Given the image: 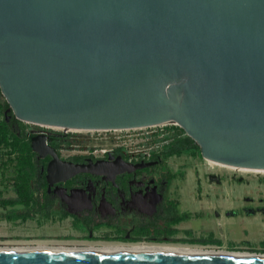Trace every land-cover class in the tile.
<instances>
[{
    "label": "water",
    "instance_id": "95a60500",
    "mask_svg": "<svg viewBox=\"0 0 264 264\" xmlns=\"http://www.w3.org/2000/svg\"><path fill=\"white\" fill-rule=\"evenodd\" d=\"M0 95L11 116L103 130L173 124L203 159L264 170V0H0ZM48 156L45 178L116 167ZM0 264H264L201 255L31 242Z\"/></svg>",
    "mask_w": 264,
    "mask_h": 264
},
{
    "label": "rangeland",
    "instance_id": "374dc122",
    "mask_svg": "<svg viewBox=\"0 0 264 264\" xmlns=\"http://www.w3.org/2000/svg\"><path fill=\"white\" fill-rule=\"evenodd\" d=\"M3 101L0 95V102ZM8 114L11 115L6 109L3 113L0 112V120L3 115ZM18 122L19 132L23 137L15 139L6 135L5 141L0 143V200L18 195L25 196L26 203L0 206V243L57 244L72 231L69 218L55 214L44 216L41 212L44 208L38 214H33V210L42 207L48 156L38 157L30 148L25 150L22 147H29V137L32 134L46 131L49 127ZM174 127L170 123L162 127L163 133L169 137L159 142L157 147L153 144L151 148L155 152L151 151L145 157L157 159L158 155L155 154L172 140ZM52 130L56 131L54 128ZM69 142L71 141H61L59 148L66 147ZM75 143L83 149L110 148L102 140L79 139ZM61 153L64 155L67 152ZM161 157L158 163L172 177L170 187L176 189L175 203L181 215L180 221L175 223L170 232L173 240L163 243L264 254V171L210 164L201 157L198 149ZM22 162H28V174L19 171ZM160 169L163 168L159 167L158 170ZM83 173L79 172L80 175ZM22 209L32 213V217L24 220L5 219L7 212Z\"/></svg>",
    "mask_w": 264,
    "mask_h": 264
},
{
    "label": "flooded vegetation",
    "instance_id": "af4514ba",
    "mask_svg": "<svg viewBox=\"0 0 264 264\" xmlns=\"http://www.w3.org/2000/svg\"><path fill=\"white\" fill-rule=\"evenodd\" d=\"M35 134L44 135L46 144L65 162L86 164L101 161L111 168L116 167L117 158L126 163L113 176L84 172L49 183L44 178L46 188L42 193V207L33 210V214L44 208L41 210L44 216L67 217L72 228L71 233L57 244H170L163 242L173 240L170 232L181 215L175 203L176 189L170 187L172 177L158 163L163 150L156 151L157 159L145 157L151 151L155 152L153 149L147 154L133 155L119 148L98 147L89 153L69 149L63 155L59 148L60 142L66 140L63 134L50 127L30 137ZM48 160L49 157L45 170ZM159 167L163 169L158 170Z\"/></svg>",
    "mask_w": 264,
    "mask_h": 264
},
{
    "label": "built area",
    "instance_id": "2783aa9c",
    "mask_svg": "<svg viewBox=\"0 0 264 264\" xmlns=\"http://www.w3.org/2000/svg\"><path fill=\"white\" fill-rule=\"evenodd\" d=\"M168 124V123H167ZM173 125V124H171ZM165 124H158L145 127L123 128V129H103V130H77L59 127H51L56 129L57 133L63 134L64 138L69 142L66 147L60 149L63 153L69 149H82L83 153H89L92 148H81L76 140H102L110 145V149L119 148L127 154H147L152 148L157 147L168 135L163 133ZM175 126V125H174ZM177 127V126H175Z\"/></svg>",
    "mask_w": 264,
    "mask_h": 264
},
{
    "label": "trees",
    "instance_id": "16d2710c",
    "mask_svg": "<svg viewBox=\"0 0 264 264\" xmlns=\"http://www.w3.org/2000/svg\"><path fill=\"white\" fill-rule=\"evenodd\" d=\"M7 108V105L5 101L0 102V112L3 113L5 109ZM7 117H9L7 119ZM19 122L14 119L11 115H3L2 119L0 120V135H2V138H0V143H2L4 140V137L7 135L11 138H22L23 136L20 135L21 132H19L18 128ZM175 131H173L174 135H172V140L169 142L168 145L163 149L162 154L163 155H168L172 153H180L183 151H188L192 149H197V146L193 143L191 139H189L187 136L184 135L182 130L178 127H174ZM23 149L28 150L29 147L28 145H22ZM28 162H22L20 164L19 171L22 172H27L29 171V166L26 165ZM37 163V162H34ZM24 182H22L23 184ZM20 184V185H22ZM16 203H21L25 204L26 203V198L25 196H15V197H9L5 199L0 200V206H5L7 204H16ZM32 215L29 214L25 209L22 210H11L7 212L4 217L5 219H20L24 220L26 218H30Z\"/></svg>",
    "mask_w": 264,
    "mask_h": 264
},
{
    "label": "bare ground",
    "instance_id": "6f19581e",
    "mask_svg": "<svg viewBox=\"0 0 264 264\" xmlns=\"http://www.w3.org/2000/svg\"><path fill=\"white\" fill-rule=\"evenodd\" d=\"M210 164H218L225 166L210 160H207ZM230 167V166H225ZM234 168V167H230ZM241 169V168H237ZM251 170V169H245ZM256 171V170H254ZM264 171V170H257ZM45 243V242H40ZM55 244V243H54ZM17 245L14 243H4L3 246ZM78 245V244H67ZM1 246V243H0ZM80 246H94V247H107V248H120V249H134V250H147V251H160V252H174V253H187V254H201V255H234V256H251V257H264L261 253H249V252H237L228 251L225 249H216L213 247H204L200 245H181V244H133V245H80Z\"/></svg>",
    "mask_w": 264,
    "mask_h": 264
}]
</instances>
